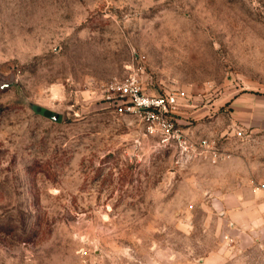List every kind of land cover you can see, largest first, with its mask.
<instances>
[{
	"label": "rangeland",
	"instance_id": "374dc122",
	"mask_svg": "<svg viewBox=\"0 0 264 264\" xmlns=\"http://www.w3.org/2000/svg\"><path fill=\"white\" fill-rule=\"evenodd\" d=\"M130 73L224 162L148 137ZM0 264H264V0H0Z\"/></svg>",
	"mask_w": 264,
	"mask_h": 264
},
{
	"label": "built area",
	"instance_id": "2783aa9c",
	"mask_svg": "<svg viewBox=\"0 0 264 264\" xmlns=\"http://www.w3.org/2000/svg\"><path fill=\"white\" fill-rule=\"evenodd\" d=\"M115 88L126 100L125 110L141 119L146 135L154 138L161 147L176 151L181 160L205 153L210 164L217 166L228 157L224 144L205 137L196 140L178 124L181 101L185 100L183 91L152 93L142 85L135 73H130ZM243 134V131L237 132L238 136Z\"/></svg>",
	"mask_w": 264,
	"mask_h": 264
},
{
	"label": "crops",
	"instance_id": "0c3cea01",
	"mask_svg": "<svg viewBox=\"0 0 264 264\" xmlns=\"http://www.w3.org/2000/svg\"><path fill=\"white\" fill-rule=\"evenodd\" d=\"M225 147V146H224ZM224 161H222L220 164H222ZM219 164V165H220ZM218 189L214 187L212 195H217ZM221 192H219L220 194ZM243 191L241 189H236L234 191H231L229 193H221V195L217 196V200L219 199L220 206L222 208H233L236 206V204L239 202L240 197L243 195ZM216 200V199H214ZM215 260V259H214Z\"/></svg>",
	"mask_w": 264,
	"mask_h": 264
},
{
	"label": "water",
	"instance_id": "95a60500",
	"mask_svg": "<svg viewBox=\"0 0 264 264\" xmlns=\"http://www.w3.org/2000/svg\"><path fill=\"white\" fill-rule=\"evenodd\" d=\"M8 86H10V85H8ZM40 110H41V112H43L47 116L53 118L54 120H56V121L60 120V116L58 114H56L55 112L50 111V110H46V109H42V108Z\"/></svg>",
	"mask_w": 264,
	"mask_h": 264
}]
</instances>
